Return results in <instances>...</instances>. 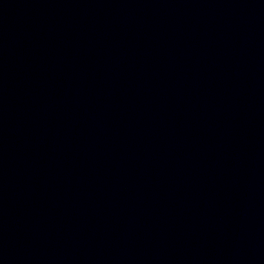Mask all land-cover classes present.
<instances>
[{"label":"water","instance_id":"1","mask_svg":"<svg viewBox=\"0 0 264 264\" xmlns=\"http://www.w3.org/2000/svg\"><path fill=\"white\" fill-rule=\"evenodd\" d=\"M0 264H264V0H0Z\"/></svg>","mask_w":264,"mask_h":264}]
</instances>
